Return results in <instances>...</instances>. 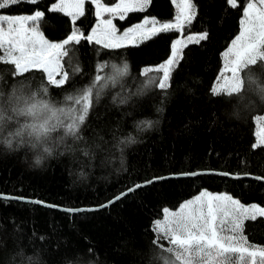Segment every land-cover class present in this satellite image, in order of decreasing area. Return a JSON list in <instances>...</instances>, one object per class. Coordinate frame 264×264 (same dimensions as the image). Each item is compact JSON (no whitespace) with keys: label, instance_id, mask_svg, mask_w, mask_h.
Masks as SVG:
<instances>
[{"label":"trees","instance_id":"16d2710c","mask_svg":"<svg viewBox=\"0 0 264 264\" xmlns=\"http://www.w3.org/2000/svg\"><path fill=\"white\" fill-rule=\"evenodd\" d=\"M57 1L22 2L0 9V15L43 12L38 28L53 42L63 41L74 29L89 35L98 20L95 4L85 0L84 15L73 23L65 13L50 11ZM101 2L113 6L119 0ZM244 2L238 0L239 7L232 8L226 0H192L196 14L184 35L207 32L208 38L183 48L164 90L147 82L162 76L155 69L171 57L179 32H157L140 44L115 49L86 40L66 46L78 51L75 58H65L70 60L65 70L78 63L80 71L70 73L61 87L49 86V98L62 107L65 96L91 84L97 74L116 75L115 68L122 70L125 63L128 72L117 75L114 84L105 81L110 86L80 126V139L61 141L58 131L48 144L32 147L10 136L19 126L15 122L0 132V193L79 208L99 206L135 184L170 174L207 170L264 178V146L253 147L254 118L264 115V99L247 81L248 90L239 94L242 100L212 91L224 68L223 54L241 31ZM175 17L173 0H150L144 11L129 12L124 20L117 17L114 24L123 31L146 18L165 23ZM105 63L108 67L99 71L98 65ZM11 68L0 64V93L5 96L25 79L14 78ZM145 69L152 71L146 76ZM255 75L264 79V73ZM25 76L32 77L26 83L38 91L46 74L34 69ZM43 147H51V154ZM38 156L40 164L35 163ZM203 189L264 206V181L220 174L155 181L105 208L75 213L0 198V264H160L154 221L163 217V209H177ZM243 235L249 244L264 246V217L245 220Z\"/></svg>","mask_w":264,"mask_h":264},{"label":"snow or ice","instance_id":"6c2138e0","mask_svg":"<svg viewBox=\"0 0 264 264\" xmlns=\"http://www.w3.org/2000/svg\"><path fill=\"white\" fill-rule=\"evenodd\" d=\"M22 2L37 3L38 0H0V9ZM91 2L95 4V15L100 18L91 34L84 36L74 29L61 42H50L39 30L38 22L44 16L41 11L30 15H0V64L11 65L10 71L14 78L25 77L17 81V86L7 96L0 93V132L15 122L19 126L10 136L19 138L20 144L31 143L32 147L48 144L52 134L58 131L62 132L61 141L65 137L80 139V126L87 119L90 109L99 101L104 89L110 86L105 81L114 84L117 75H126L128 72L125 63L122 70L113 66L116 75L109 77L97 74L91 84L75 94L65 96L67 104L62 107L49 98V86L61 87L68 82L70 73L75 75L80 71L78 63L65 70V65L70 63L65 58H75L78 51L74 46H66L79 45L81 40H86L102 45L104 49H115L135 41L138 36L147 39L157 32L183 33L185 25L190 26L196 14L192 0H178L176 7L179 13L174 23H160L156 27L158 22L154 18L146 19L142 24L131 26L118 34L113 18L124 20L129 12L144 11L150 0H119L113 6H106L101 0ZM84 3L85 0H59L51 6L50 11L65 13L74 22L84 15ZM226 3L232 8L239 7L238 0H226ZM241 11L242 30L223 54L227 61L225 68L231 76L218 83L212 91L214 95L237 94L242 100L244 97L239 94L248 90L245 88L247 81L264 99V79L255 75L257 72L264 73V0H245ZM105 13L111 14L112 18L104 19ZM148 24L152 28L145 30ZM207 38L208 33L204 32L176 39L171 46V58L155 69L162 76L158 81L149 77L147 86L167 89L171 73L182 58L183 48ZM107 67L106 63L98 65L99 71ZM34 69L46 74L38 91H33L26 83L32 77L25 74ZM150 71L152 69H145L144 75L147 76ZM58 76L59 79L56 78ZM120 102L126 101L122 99ZM254 119L261 125L257 134L258 143L253 145L255 148L264 146V115H257ZM22 120L30 122L21 123ZM143 123L151 126L150 121ZM25 135L34 139L26 141ZM6 142L11 147L12 140ZM43 152L50 155L52 149L43 147ZM258 215L264 217V208L258 205L245 206L230 195L207 191L182 203L178 211L165 208L163 219L154 221L153 228V243L160 249L158 260L160 264H264V246L249 244L243 235L244 221L255 220ZM161 241H166L168 246Z\"/></svg>","mask_w":264,"mask_h":264},{"label":"water","instance_id":"95a60500","mask_svg":"<svg viewBox=\"0 0 264 264\" xmlns=\"http://www.w3.org/2000/svg\"><path fill=\"white\" fill-rule=\"evenodd\" d=\"M200 174H220V175H225V176H228V177H232V178H241V177H252V178H262V177H258V176H253V175H238V174H229V173H223V172H218V171H195V172H187V173H179V174H170V175H166V176H162V177H156V178H152L150 180H147V181H144L142 183H138V184H135L134 186L130 187L129 189H138L140 187H136L137 185H141L144 186V185H147V184H150V183H153L155 181H160V180H163V179H167V178H173V177H193V176H197V175H200ZM259 180H262L264 181V179H259ZM150 181V183H149ZM129 189L119 193L118 195H116L115 197L111 198L109 201L99 205V206H85V207H79V208H68V207H62V206H58V205H54V204H50V203H46V202H43L39 199H35V198H25V197H18V196H13V195H8V194H2L0 193V198H6V199H13V200H18V201H25V202H31V203H37V204H41V205H44V206H48V207H52V208H55V209H59V210H63V211H67V212H71V213H75V212H81V211H93V210H98V209H102V208H105L109 205H111L112 203H114L115 201L119 200V199H115L116 197H120L122 198L123 196L133 192V191H129ZM124 194V195H121V194Z\"/></svg>","mask_w":264,"mask_h":264},{"label":"rangeland","instance_id":"374dc122","mask_svg":"<svg viewBox=\"0 0 264 264\" xmlns=\"http://www.w3.org/2000/svg\"><path fill=\"white\" fill-rule=\"evenodd\" d=\"M59 2V0L56 2V3H58ZM173 2H174V4H175V6H176V3L178 2V0H173ZM249 2H251V0H249ZM56 3H54V4H56ZM53 4V5H54ZM178 13H179V9L176 7V16L178 15ZM12 16H17V15H12ZM104 19H109V18H112L111 17V14H109V13H105L104 14V17H103ZM117 18V17H116ZM99 17H98V20H97V22H96V24L97 23H99ZM114 19L115 18H113V24H114ZM146 19H148V20H151L152 18H146ZM146 19H144V20H146ZM71 20H72V18H71ZM77 20V19H76ZM75 20V21H76ZM143 20V21H144ZM74 21V22H75ZM73 22V21H72ZM73 22V23H74ZM158 22V21H157ZM171 22H175V19L173 20V21H171ZM96 24L94 25V27L96 26ZM138 24V23H137ZM137 24H135V25H137ZM159 22L157 23V25H156V27H159ZM134 26V25H133ZM186 26V25H185ZM93 27V28H94ZM152 28V25L151 24H148V25H145V30H148V29H151ZM128 29V28H127ZM127 29H125V30H123V31H119L118 29V34H122L124 31H126ZM241 30H242V25H241ZM91 34V33H90ZM89 34V35H90ZM191 34H195V33H191ZM154 34H151L150 36H149V38L151 37V36H153ZM188 35H190V34H188ZM188 35H184V31H183V33H180V36H179V38L178 39H185ZM46 38V37H45ZM47 39V38H46ZM148 39V38H147ZM144 40H146L145 38H143V37H140V36H138L137 37V39L135 40V41H133V42H128V43H126V45H134V44H140L142 41H144ZM50 41V40H49ZM50 42H53V41H50ZM230 47H231V45H230ZM229 47V48H230ZM228 50V49H227ZM226 50V51H227ZM225 51V52H226ZM171 58V57H170ZM227 63V61H226V59H225V57H224V68H223V70H222V73H221V75L219 76V78H218V80L216 81V83H215V85H214V87H213V89L214 88H216V86H217V84L218 83H220V82H222L224 79H227L228 77H230L231 76V73L230 72H228L227 70H226V68H225V64ZM57 79H59L60 77L58 76V77H56ZM260 130H261V125L257 122V134L260 132ZM258 140H259V137H258V135H257V143H258ZM204 191H207V192H210V193H212V194H227V195H230V194H228V193H225V192H211V191H208V190H206V189H203V190H201L198 194H196L195 196H193V197H191V198H189L188 200H191V199H193L194 197H196L197 195H200L202 192H204ZM231 196V195H230ZM233 197V196H232ZM234 198V197H233ZM234 199H237V198H234ZM188 200H186V201H188ZM238 200V199H237ZM185 201V202H186ZM242 204H244V203H242ZM245 206H250V205H258V206H260V207H262V208H264V206H261V205H259V204H256V203H251V204H244ZM170 211H178L179 210V207L177 208V209H169ZM259 216V215H258ZM160 219H163V217L162 218H160ZM158 220V219H157ZM166 246H168L167 245V243H166Z\"/></svg>","mask_w":264,"mask_h":264},{"label":"clouds","instance_id":"9594fccd","mask_svg":"<svg viewBox=\"0 0 264 264\" xmlns=\"http://www.w3.org/2000/svg\"><path fill=\"white\" fill-rule=\"evenodd\" d=\"M35 163H36V164H40V163H41V158L36 157V158H35Z\"/></svg>","mask_w":264,"mask_h":264},{"label":"crops","instance_id":"0c3cea01","mask_svg":"<svg viewBox=\"0 0 264 264\" xmlns=\"http://www.w3.org/2000/svg\"><path fill=\"white\" fill-rule=\"evenodd\" d=\"M144 21H142V22H139L138 24H142Z\"/></svg>","mask_w":264,"mask_h":264},{"label":"bare ground","instance_id":"6f19581e","mask_svg":"<svg viewBox=\"0 0 264 264\" xmlns=\"http://www.w3.org/2000/svg\"><path fill=\"white\" fill-rule=\"evenodd\" d=\"M91 33V32H90ZM61 97V96H60Z\"/></svg>","mask_w":264,"mask_h":264}]
</instances>
